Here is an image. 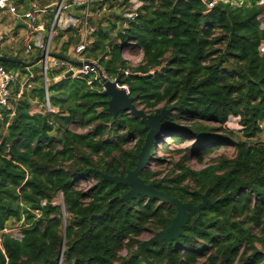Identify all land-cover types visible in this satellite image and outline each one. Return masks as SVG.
Instances as JSON below:
<instances>
[{
	"label": "trees",
	"instance_id": "obj_1",
	"mask_svg": "<svg viewBox=\"0 0 264 264\" xmlns=\"http://www.w3.org/2000/svg\"><path fill=\"white\" fill-rule=\"evenodd\" d=\"M143 1L131 17L125 8L111 13L115 20L106 16L105 26L90 16L97 26L85 57L96 59L107 77H120L146 112L172 108L163 131L195 137L196 146L176 149L182 155L161 177L160 170L144 169V182L160 181L157 189L182 202L198 204L204 193L214 201L200 209L199 220L189 210L177 240L154 242L145 253L156 264H264V143L250 141L264 121V3ZM54 14L44 16L46 30ZM116 20L126 24L116 28ZM64 35L58 53L70 58L67 47L79 35L70 26L57 29L54 39ZM124 46L142 52L138 64L123 57ZM0 63L19 76L8 106H0V230L20 224L19 237L0 235V264H145L141 235L167 227L176 208L144 195L123 200L129 186L102 176L135 167L147 133L141 120L128 112L113 117L100 78L64 77L65 65L47 73L54 108L48 111L39 63ZM22 77L31 85L18 95ZM39 103L43 108L31 111ZM230 116L238 117V132L223 127ZM72 123L83 131L72 130ZM211 140L232 143L233 154L220 153L200 169L188 166L190 155L200 150V160ZM83 179L93 180L84 190L77 187ZM58 193L63 206L55 203Z\"/></svg>",
	"mask_w": 264,
	"mask_h": 264
},
{
	"label": "rangeland",
	"instance_id": "obj_2",
	"mask_svg": "<svg viewBox=\"0 0 264 264\" xmlns=\"http://www.w3.org/2000/svg\"><path fill=\"white\" fill-rule=\"evenodd\" d=\"M60 0H24L23 2H18L16 0H12V2L15 4L17 8V12L19 14L24 13L25 10H28L31 8V3H35L39 5L40 8L43 9V12L40 14L41 19L40 23L42 24V29L39 30L37 35H40L43 37L47 33H49L50 30H46L45 28V23H46V18L44 16L47 13H51L56 10L57 4L59 3ZM99 1L101 0H90V3L88 5V13L93 19H101L102 20V26L106 25L107 18H110L111 20H115L114 14H121L123 13V10L125 7L122 5V0H105L103 4H101ZM240 2V0H236ZM139 2V0H132L131 4H133L130 8H133L134 5H136ZM95 8V10H92V8ZM77 9H73V14L81 16L83 14L82 11H77ZM110 13V14H109ZM114 13V14H111ZM71 14V12L66 11L63 12V18H65L67 15ZM109 14V15H108ZM2 17V18H1ZM0 52L3 53H9V54H14L16 51L17 55L21 58L26 60H30L31 58L36 57L39 55L40 50L37 47H34L32 50H30L29 53L25 52V40L26 39V34L25 30L27 29V25L30 23L29 19L21 18V17H16L12 16L10 13L6 11H0ZM261 20H264V16L261 17ZM116 28L118 26H121L122 23L123 25L126 24L125 20H116ZM57 27L54 29L52 32L53 39L50 43V48L52 49V52H59L60 47L63 42H65L68 38L67 35L62 36L60 39L55 40L54 37L57 34V29H62L66 28V24H61V25H56ZM97 26L96 23L92 24V28L95 29ZM115 31V30H114ZM86 32L83 27H81V31L78 34L82 33L84 34ZM87 38H90V33L85 34ZM26 36V37H25ZM74 45L69 44L67 47V53L69 54L70 51H72ZM85 56V53H84ZM123 57L127 59V61L132 64L136 65L140 62L141 57H142V52L138 50L137 48H130L129 46H124L123 47ZM52 61H55L54 58L49 57L48 58V69L47 73L49 77L52 75ZM65 68L69 67L68 64L64 66ZM64 68V69H65ZM62 76V75H61ZM48 77V78H49ZM61 78V77H60ZM55 79V78H54ZM59 79V78H58ZM57 79V80H58ZM50 79L47 80V84L50 83ZM19 83V89L21 90L23 87L21 85V81H17ZM11 92L14 91L15 89V83L11 85L10 87ZM44 104H34L31 108V111H39L42 109ZM161 106V105H160ZM183 123V120L182 122ZM72 130L82 132L83 128H81L77 123H72L69 126ZM225 129L232 130L235 132H238L241 128V126L238 124V117L230 116L228 121L223 125ZM261 127L262 130L250 141L251 142H261L264 143V121L261 122ZM177 134L179 135L178 139L179 141H174L172 139V134ZM239 134V133H238ZM240 135V134H239ZM237 138H240L238 135H235L232 137V139L236 140ZM211 144H208V147L206 145L205 151L207 152L206 154H202V158L199 160L198 159V153L199 151H194L189 159L187 160L188 166H190L193 169H200L207 165L210 162V158L215 157L216 155L220 153H225L227 155H232L233 154V144L230 142L224 141H214L211 140ZM212 144H217L216 146H213ZM188 146H196V140L195 137L191 134H185L184 132L178 131L177 129L172 130V131H162L159 134V139L157 143L155 144V150L152 155L151 160H149L148 167H151L154 170H160L161 175H164L168 168L171 166V161L177 160L182 153L177 152L176 149L180 148H185ZM93 183L92 179H87V180H81L78 184V188L80 189H87L91 184ZM55 203H62V195L61 193H58V196L55 198ZM20 224H17L15 226H10L7 227V232L11 233L12 235H17L20 227ZM152 233L150 232H144L141 235V239H146L149 236H151ZM121 254H125L126 250L123 249L120 251Z\"/></svg>",
	"mask_w": 264,
	"mask_h": 264
},
{
	"label": "water",
	"instance_id": "obj_3",
	"mask_svg": "<svg viewBox=\"0 0 264 264\" xmlns=\"http://www.w3.org/2000/svg\"><path fill=\"white\" fill-rule=\"evenodd\" d=\"M48 56L57 59L59 62L64 61L71 65V67L65 71L63 74L64 77H70L74 74L73 67L81 66L83 64L92 65L91 61H77L73 60L66 55L58 52H49ZM45 58V53L37 55L32 61H25L19 57H11L8 55L0 54L1 61H12L20 63L26 67H30L34 64L39 63ZM99 78L102 82L103 89L101 93L103 95H108L109 98L106 100V110L113 114V117H116L119 112H128L135 118H139L143 123V130L147 131L143 145L137 155V161L135 167L126 174L120 173L118 175H110L103 173V180L111 181L116 184H124L129 186L127 191L121 195V199L128 200L137 195H144L147 197H153L157 200L168 203L176 208V214L172 218L170 224L151 234L146 239H142L139 247V253L145 264H156L151 259L148 258L145 251L146 249L154 242H160L163 240H177L181 234V228L188 222L189 219V210L197 212V215L194 221L200 219V209L206 204H214V201H211L206 197L204 193L202 195V200L198 204H193L191 202H182L176 197L170 196L164 191L157 189V186L160 184V181H150L145 183L144 180L139 176V174L148 167L149 160L151 159V148L158 141L159 134L164 130L165 124L163 119L165 116L173 111L172 108H162L159 112L149 113L146 112L141 107H138L134 103L133 96L129 95V91L123 87H120V77L109 78L107 77L101 69L98 70ZM63 206V200H62ZM64 239V236H63ZM63 244V241H62ZM63 249V245H62ZM62 249L61 253L62 254Z\"/></svg>",
	"mask_w": 264,
	"mask_h": 264
},
{
	"label": "built area",
	"instance_id": "obj_4",
	"mask_svg": "<svg viewBox=\"0 0 264 264\" xmlns=\"http://www.w3.org/2000/svg\"><path fill=\"white\" fill-rule=\"evenodd\" d=\"M204 2L207 7L214 6L218 1L220 0H200ZM227 1V0H222ZM132 0H122V5L125 7L126 13L124 15L131 17L135 10L144 4L143 0H139V2L134 5L133 8H130L133 4H131ZM90 3V0H60L57 4L55 14H54V20L52 23V26L50 28L49 33L41 37L40 35H37L36 32L42 29V24L40 23L41 19V13L43 12V9L39 7V5L35 3H31V8L28 10H25L24 13L19 14L17 12V8L15 4L12 2V0H0V11H6L10 13L12 16L21 17L25 19H29L30 23L27 25V37L25 39V52L29 53L30 50H32L34 47H37L40 50V54L45 53V58L39 62V65L41 66V74L44 78V88H45V107L48 111L54 110V108L51 107L49 100H48V92H47V69H48V56L49 52H52V49L50 48V43L53 39L52 32L53 27L55 24L58 26L63 24H66L67 27H75L77 33L81 31V27L86 31L84 34H78L79 35V41L76 45L73 46L72 51L68 55H70V58L77 61H91L92 65L83 64L81 66H75L74 69V75H86L89 73H93L96 75V77H99L98 70L100 69L99 64L97 63L96 59L92 58H86L84 56V50L86 46L93 41L92 32L95 30L92 28V24L89 21V13H88V5ZM260 3H264V0H260ZM86 4V6L81 10L83 14L81 16L73 14V9H75L76 6ZM69 11L71 14L67 15L65 18H63V12ZM261 28L264 29V20H261L260 24ZM90 33V38H87L85 34ZM260 51L264 53V43L260 46ZM55 59V58H54ZM68 63L61 61L59 62L57 59L55 61H52V68H58L61 65H66ZM69 65V64H68ZM69 67L65 68V71H67ZM64 71V72H65ZM18 73L9 71L5 69L1 63H0V106L7 107L8 101L11 96V85L18 79ZM60 77V76H59ZM58 77V78H59ZM22 80V87L25 85L27 87H30V83L28 82V79H25L24 77L21 78ZM120 87L125 88L128 90L127 85L121 84ZM21 90L19 91L18 95H20ZM41 204H45V201H42ZM7 227H4L0 230V235L2 233H6L9 235H12L11 233L7 232ZM14 237H19L20 233L18 232L17 235H12ZM1 240V239H0Z\"/></svg>",
	"mask_w": 264,
	"mask_h": 264
},
{
	"label": "crops",
	"instance_id": "obj_5",
	"mask_svg": "<svg viewBox=\"0 0 264 264\" xmlns=\"http://www.w3.org/2000/svg\"><path fill=\"white\" fill-rule=\"evenodd\" d=\"M1 18H2V17H1ZM1 18H0V22H1ZM25 33H26V30H25ZM26 36H27V34H26ZM26 36H25V37H26ZM24 40H25V38H24ZM16 54H17V53H16V51H15L13 55H16ZM57 79H58V77L55 78V81H56ZM33 112H34V111H33Z\"/></svg>",
	"mask_w": 264,
	"mask_h": 264
}]
</instances>
